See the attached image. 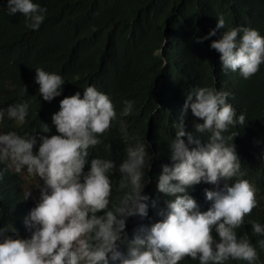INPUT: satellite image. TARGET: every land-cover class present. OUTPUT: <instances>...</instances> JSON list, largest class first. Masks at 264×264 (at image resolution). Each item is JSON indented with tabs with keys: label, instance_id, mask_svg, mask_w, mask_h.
Returning <instances> with one entry per match:
<instances>
[{
	"label": "clouds",
	"instance_id": "9594fccd",
	"mask_svg": "<svg viewBox=\"0 0 264 264\" xmlns=\"http://www.w3.org/2000/svg\"><path fill=\"white\" fill-rule=\"evenodd\" d=\"M4 8L8 15L22 14L25 26L32 30L39 29L47 11L35 0H6ZM217 29L223 32L210 48L219 53L221 70L238 71L244 79L257 73L264 64V36L247 26L225 30L220 16L215 28L195 42L215 36ZM166 43L163 38L153 53L163 64H167L162 54ZM34 71L43 101L61 95L62 75L41 67ZM229 96L228 91L212 86L187 92L182 113L190 109L192 116L202 121L194 127L198 133H207V140L201 144L194 139L186 132L183 119L173 125L175 136L169 141L172 163L162 165L156 187L164 196L175 198L157 209L160 219L136 229L131 239L125 232L127 218L144 217L149 207L148 197L142 194L149 167L146 144L139 138L126 144L124 159L117 166L109 157L110 145L104 143V137L118 124L120 137L128 139L124 118L133 113L135 101L122 99L117 112L109 94L89 85L82 95L76 92L60 100L59 110L51 116L58 134L0 131V180L6 172L25 176L28 186L23 199L39 188L38 201L23 219L29 236L21 238L10 224L0 227V264H180L185 257L198 264H226L229 260L256 264V247L248 233L238 235L237 230L247 223L253 236L264 238V223L247 218L257 207L258 189L244 178L232 143L238 133L229 130L242 128L246 117L237 114ZM3 103L0 100V105ZM30 103L24 99L0 107V124L7 119L17 128L25 125ZM48 132V125L41 124L40 133ZM99 145L105 155H95L89 161ZM114 170L120 174L118 181L110 179ZM37 181H42V186ZM221 181L223 187H218ZM201 182L214 186L204 190L205 200L211 202L206 211L186 192ZM151 206L157 208V201ZM213 228L217 238L210 234ZM258 243L264 248V239Z\"/></svg>",
	"mask_w": 264,
	"mask_h": 264
},
{
	"label": "trees",
	"instance_id": "16d2710c",
	"mask_svg": "<svg viewBox=\"0 0 264 264\" xmlns=\"http://www.w3.org/2000/svg\"><path fill=\"white\" fill-rule=\"evenodd\" d=\"M47 9L39 29L25 26L20 13L6 14V0H0V107L30 99L26 123L17 128L13 121L0 124L1 131L15 130L20 133L56 135L51 116L59 110V102L76 92L95 85L98 90L111 96L116 110L122 108V99L135 101L133 113L125 117L129 137L123 140L119 125L110 128L104 143L110 145L109 157L118 166L124 159V146L135 139H143L149 156L145 170L147 183L142 194L148 197L149 207L144 217L127 218L125 232L131 239L141 226L155 223L158 208L166 207V197L158 192L157 181L162 165H171L169 141L174 138L173 125L184 120L185 130L201 144L207 133L196 132L194 125L202 123L192 116L190 109L182 113L187 92L194 87L212 86L230 93L229 103L237 114L244 113L245 125L230 129L237 131L232 143L245 172L258 189L257 207L247 218L264 223V64L248 79L239 72L221 70L219 53L210 48L216 35L197 43L196 38L215 28L216 19L223 16L225 30L235 26L255 28L264 36V0H35ZM165 38L167 43L160 57L153 55ZM57 72L65 79L62 93L45 102L38 94L35 83V68ZM25 89V93L24 90ZM41 124L49 127L48 133H40ZM185 139V138H182ZM187 143V141L185 140ZM37 145L33 147L35 153ZM195 145H189V148ZM105 155L103 145L91 152ZM3 165H0L2 168ZM88 170V164L83 171ZM119 172L114 170L110 179L118 181ZM231 184V181L228 182ZM221 181L218 187H223ZM214 186L201 182L186 189L195 199L201 211H206L211 202L205 200L204 190ZM180 195V194H177ZM157 201V208L151 202ZM33 206L23 199L21 179L18 174L6 172L0 180V227L10 224L22 238L29 236L23 219ZM102 214L101 213H98ZM246 218V219H247ZM250 225L245 223L238 235L248 233L258 252L256 264H264V248L253 236ZM11 233H9L10 235ZM217 238L215 230L210 233ZM121 250L124 251L123 246ZM180 264H198L185 257ZM226 264H246L229 260Z\"/></svg>",
	"mask_w": 264,
	"mask_h": 264
},
{
	"label": "rangeland",
	"instance_id": "374dc122",
	"mask_svg": "<svg viewBox=\"0 0 264 264\" xmlns=\"http://www.w3.org/2000/svg\"><path fill=\"white\" fill-rule=\"evenodd\" d=\"M1 128V127H0ZM1 131V129H0ZM21 179V187L24 192L25 188L28 186V180L25 176L18 174ZM38 184L42 186V181H37ZM39 198V188H33L31 191L30 196L27 198V200L30 202V204L34 207L35 203L38 201ZM22 238V237H21Z\"/></svg>",
	"mask_w": 264,
	"mask_h": 264
}]
</instances>
